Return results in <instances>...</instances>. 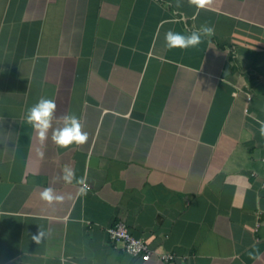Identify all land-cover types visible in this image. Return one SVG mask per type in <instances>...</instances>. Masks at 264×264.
I'll return each instance as SVG.
<instances>
[{
    "label": "crops",
    "instance_id": "0c3cea01",
    "mask_svg": "<svg viewBox=\"0 0 264 264\" xmlns=\"http://www.w3.org/2000/svg\"><path fill=\"white\" fill-rule=\"evenodd\" d=\"M202 26L198 47L166 46ZM40 97L88 142L58 148L50 130L41 159L26 122ZM257 120L264 0H0V264H264ZM65 165L86 196L58 179ZM48 186L66 198L42 201ZM118 222L149 260L110 239Z\"/></svg>",
    "mask_w": 264,
    "mask_h": 264
},
{
    "label": "clouds",
    "instance_id": "9594fccd",
    "mask_svg": "<svg viewBox=\"0 0 264 264\" xmlns=\"http://www.w3.org/2000/svg\"><path fill=\"white\" fill-rule=\"evenodd\" d=\"M189 3L195 6L198 10H210L215 3V0H189ZM177 7H180L177 3ZM213 35V29L208 26H202L199 30L192 31L189 34H182L169 30L165 34L166 46L169 49H189L196 48L201 43L203 38ZM56 102L52 98L40 97L35 104H33L26 113V122L36 132L40 142V148L37 150L38 156L43 159L44 146L49 139V132L51 130V140L58 147L62 149H69L73 146L80 147L88 142L89 134L83 131V124L79 117L75 114L64 115L62 126L54 127L56 118ZM260 124V134L264 136V121L257 120ZM65 184H75L78 186V195L86 196L89 185L84 177H77L75 169L71 166L65 165L61 170V175L58 178ZM39 197L47 204L62 202L66 196L65 194H58L54 187L48 186L43 188L39 193ZM39 242V235L33 237Z\"/></svg>",
    "mask_w": 264,
    "mask_h": 264
},
{
    "label": "built area",
    "instance_id": "2783aa9c",
    "mask_svg": "<svg viewBox=\"0 0 264 264\" xmlns=\"http://www.w3.org/2000/svg\"><path fill=\"white\" fill-rule=\"evenodd\" d=\"M88 185L89 189H91L90 184ZM107 232L112 241L120 243L124 250L132 256H140L144 260H149L155 254L146 239L135 236L124 222H118L108 227ZM159 257L165 262H170L175 259V255L166 253L159 254Z\"/></svg>",
    "mask_w": 264,
    "mask_h": 264
}]
</instances>
